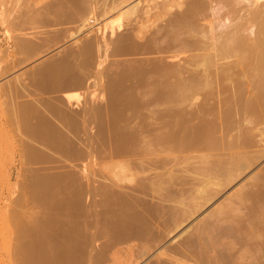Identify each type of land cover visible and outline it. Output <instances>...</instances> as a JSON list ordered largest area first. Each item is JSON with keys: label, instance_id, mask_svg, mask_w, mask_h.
<instances>
[{"label": "rangeland", "instance_id": "rangeland-1", "mask_svg": "<svg viewBox=\"0 0 264 264\" xmlns=\"http://www.w3.org/2000/svg\"><path fill=\"white\" fill-rule=\"evenodd\" d=\"M176 1L178 0H0V242H8V248L16 245L10 235H18L14 230L18 231L17 227H20L16 211L22 213L24 207H27V222L30 225L34 219L42 223L52 220L56 216L53 208L56 205L66 206L70 196L67 184L72 175H85L102 181L110 180L116 173L122 174L131 168V172L136 170L142 173L140 179L149 184L156 181L154 177L157 172L162 173L160 164L165 163L166 158H171L172 163H167L170 165L167 169L188 170L186 175L190 177V184L184 189L189 192L183 199L189 201L195 189L203 182L196 180L195 176L201 163L192 158L202 151H165L160 139L170 133L175 132L178 139L190 137L195 128L206 123L214 124L217 128L211 139H221L223 130L220 132V128L224 121L226 127L230 126V132L232 128L229 135L239 134V139L242 136L247 139L246 136L253 133L250 136L255 138H249L252 144L257 142L258 146L242 151L244 139H241V144V140L230 135L228 140L231 138V141L235 139L239 142L236 141L238 150L235 146L232 148L233 145H227L230 141L227 143V137L225 143L223 137V144L219 142L220 139H216L217 150L221 147L225 150L226 145L229 147L226 151L221 148L220 154L242 151L245 156L248 150L247 155L251 156L252 152L264 150L263 118L251 115V120L252 116L257 120L253 122V119L251 123L258 128H250L241 121L244 124L241 126L247 131L244 130L246 136H241L242 128L238 127V121L232 114L235 112L225 111L221 103L217 68L211 70L212 87L205 89L201 86L186 102L173 104L168 100L157 99L154 94L153 87L160 79L159 70L162 67L177 66L186 55L178 51L183 42V31L177 30V26L171 22V15L177 8L173 6ZM245 85L243 87L247 88L248 84ZM250 86L254 88L253 84ZM243 87L242 91L246 92ZM113 95H117L122 102L135 101L137 104L125 110L123 103L115 104ZM236 115L239 120L241 115ZM259 120L262 124H259ZM44 125L51 128V135L61 133L64 136L65 139L60 142L63 146L53 147L51 135L48 136L50 131ZM248 128L254 131L251 132ZM257 131L262 132V135ZM131 135L137 137L142 145L148 144L149 148L138 157L113 155L110 144ZM259 138L263 140L260 145ZM25 145L27 149L22 150ZM33 153L37 154L36 158ZM223 157L221 159H229L228 156ZM156 160L163 163H157ZM128 161H131L128 164L130 168L125 165ZM245 161L252 163L253 159L242 160L243 163ZM126 166L128 168L125 169ZM178 172L179 170L175 174L185 176ZM11 173L14 176L9 181L6 175ZM262 177L264 156L197 215L188 219L175 234L172 232V236L168 235L161 245L166 247L168 244L170 247L186 239L188 233H183L186 228L195 233L199 224L209 214L213 215L215 208L226 209L234 194L245 192L244 188L240 191L242 186H249ZM46 178L54 181L48 203L36 197L41 191L36 184ZM126 184L134 185L120 183L123 186ZM155 196L159 198L157 194ZM147 198L155 202L152 197ZM172 203L169 204L175 205ZM8 208L10 212L11 209L14 212H8ZM96 209L97 213L104 214L107 208L100 205ZM6 210L11 215L7 216L13 218L12 214H15L13 219L6 217ZM101 214L95 219L88 217L90 222L92 218L95 220L91 227L97 232L106 231L109 222ZM170 226L168 225L169 228ZM17 238L18 236L14 239L16 242ZM54 238L60 240L57 234ZM104 241L99 242L102 244ZM97 247L95 251L90 249V254L85 255L84 259L88 262L85 263L84 260L85 264H148L158 250L151 251L146 257L133 258L126 254L120 255L123 252L115 253L114 256L113 251V254L109 253L110 256L112 254L110 258L120 255L122 260L119 262V258H115L112 263L110 259L111 262L101 259L105 256L96 254ZM6 248L0 246L1 256L4 249L8 251Z\"/></svg>", "mask_w": 264, "mask_h": 264}, {"label": "bare ground", "instance_id": "bare-ground-1", "mask_svg": "<svg viewBox=\"0 0 264 264\" xmlns=\"http://www.w3.org/2000/svg\"><path fill=\"white\" fill-rule=\"evenodd\" d=\"M174 5L177 8L171 15V22L177 26V30L183 31L184 38L178 51L186 53V55L182 57L183 59L177 66L158 69L160 79L153 87L157 99L168 100L173 104L186 102L195 95L201 86L205 89L212 87L211 70L217 68L216 74L220 78L219 96L225 111L232 110L231 112L243 117L240 116V119L237 120L239 117L232 113L238 121L236 122L238 127L246 123L250 128H258L253 125L254 123H251L255 119L252 116L251 120V115L260 116L264 121V0H178L173 3ZM245 84H248L247 88L243 87V85L246 86ZM250 84H253L254 88ZM242 87L244 90L246 89V92L242 91ZM113 97L115 104L123 103L125 110L137 104L135 101L132 103L122 102L117 95H113ZM228 102H230L229 106ZM221 109L223 110V107ZM241 121L243 123H240ZM256 121L255 119L253 122ZM47 127L45 129L50 131L48 135L50 136L51 128ZM236 127V130L242 128L241 136L247 132L242 126ZM244 127L247 128L246 125ZM221 129L223 130L222 135L225 137H222L224 142L230 141V144L227 145L230 147L233 145L232 148L234 146L236 148L237 142L241 139L244 141L243 144L242 140L240 141L242 145L239 144L238 148L242 147V151L257 145V142L252 144L255 137L253 136L252 139L253 133L251 132L254 130L250 129L252 135L247 133L251 135L249 136L252 140L246 135L247 139L243 136L239 139V134L238 136L234 135L235 137L230 134L231 137L238 139L237 141L232 138V142L231 138L228 140L230 126L226 127L223 121L220 132ZM216 130L214 124L204 123L195 128L190 137L178 139L173 132L160 139L164 144L163 149L169 153L174 151L181 153L184 150H186L185 152L195 150V153L202 151L200 154L198 153L199 155L197 154L198 156L195 155L196 157L192 158L201 163L195 176L196 180L203 181V186L200 183L202 187L199 185L195 189L189 201L183 199L184 195L189 192L184 189L190 184V177L186 175L188 170L167 169V166H170L168 164L171 158H166L165 163L156 160L157 163H163L160 164V168L165 172L163 170L162 173L157 172L154 177L156 181L149 184L140 179L142 173L136 170L130 171L131 168L128 164L131 161L125 164L129 166V170H123L122 174L116 173L110 180L103 179L101 181L85 175L76 177L72 175V179L67 184L70 196L66 206L56 205L53 208L56 216L52 220L42 223L40 220L34 219L33 224L30 225L27 222V219L29 220L27 207H24L25 211L23 210L22 213L16 211V214L19 215L17 217L20 227L18 226L19 222L16 221L19 229L14 231L18 232V235L13 233L14 238L13 234H9L12 237V242H15L16 245H10L8 248V242H0V246L8 248L7 253L4 249V255H0V264H85L88 263L84 259L85 255L91 252L90 249L95 251L101 240L105 241L97 247L96 254L101 257L105 256V258H101L104 260L112 261L123 254L130 258L146 257L150 255L151 251L158 249L157 255H152L154 258L149 260L148 264H264V177L259 178L253 184L250 183L249 186H242L240 191L244 188L245 192L234 194L226 209L225 207L215 208L213 215L209 214L199 224L195 233L189 232V228L188 230L186 228V231L183 232L189 235L185 237L186 239L183 238L184 240L170 247L168 244H165L166 247L162 246V242L165 243L168 235H173L182 225L186 224L188 219L197 215L200 210L209 205L264 156V150L252 152L251 156L247 155V150L245 156H250L249 158L253 161L252 163L247 161L243 163L242 160L249 158L245 157L241 153L242 151L236 152V154L227 151L229 154L225 155L229 159H221L223 156L226 157L222 155L225 152L220 154L222 147L217 150L216 139L218 138L215 139L212 136L213 140L211 139L212 133H215ZM260 133L262 135V132H258L259 135ZM255 136L257 135L255 134ZM50 137L54 142L53 147L63 146L60 142L65 138L61 133L52 134ZM221 139L219 142L223 144ZM262 142L263 140L259 145ZM196 145L201 148H196ZM227 145L225 150L223 149L224 151L229 147ZM109 147L113 155L129 157H138L140 153L149 148L148 144L142 145L139 139L132 135L129 138L123 137L115 144L111 143ZM232 148L231 150H233ZM26 149L25 145L22 150ZM23 154L26 156V153ZM33 154L36 158L37 154ZM215 154L217 156L213 158ZM219 154L220 157H218ZM253 154L256 155L253 156ZM127 166L125 169L128 168ZM178 170V173L185 174V176L176 175ZM6 176V179L10 181L14 174ZM201 176H203L202 179ZM53 182L49 178L39 181L36 186L41 191L36 197L44 199L45 203H48L51 198ZM125 182L134 185H120ZM100 189L104 191L101 192ZM211 189L213 193L209 192ZM147 197H152L155 202L148 200ZM100 205L107 208L104 214L97 213L96 208ZM12 211L14 212L11 209ZM32 211L34 212V210ZM8 212L6 217L11 216ZM8 214L10 216H7ZM13 214L14 218L15 214ZM100 214L104 215L105 220H109L106 231L103 230V232L94 231L91 227L95 221L93 218L95 219ZM73 217H76V221L72 219ZM88 217H93L92 222ZM13 218L10 217V219ZM112 218L116 219L110 220ZM70 224L74 225L66 228ZM168 225H171L170 228ZM55 234L60 237V240L54 238ZM16 236H18L17 242L15 241ZM109 253L114 256L122 254L110 258L112 254L110 256ZM120 260L122 258L117 261L120 262ZM123 261L125 260L123 259Z\"/></svg>", "mask_w": 264, "mask_h": 264}, {"label": "crops", "instance_id": "crops-1", "mask_svg": "<svg viewBox=\"0 0 264 264\" xmlns=\"http://www.w3.org/2000/svg\"><path fill=\"white\" fill-rule=\"evenodd\" d=\"M79 82H83V81H79Z\"/></svg>", "mask_w": 264, "mask_h": 264}]
</instances>
